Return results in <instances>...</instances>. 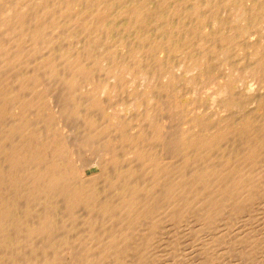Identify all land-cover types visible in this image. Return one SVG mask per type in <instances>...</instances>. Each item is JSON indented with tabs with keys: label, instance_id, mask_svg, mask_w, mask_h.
I'll return each mask as SVG.
<instances>
[{
	"label": "bare ground",
	"instance_id": "6f19581e",
	"mask_svg": "<svg viewBox=\"0 0 264 264\" xmlns=\"http://www.w3.org/2000/svg\"><path fill=\"white\" fill-rule=\"evenodd\" d=\"M262 162L264 0H0V264L221 261Z\"/></svg>",
	"mask_w": 264,
	"mask_h": 264
},
{
	"label": "rangeland",
	"instance_id": "374dc122",
	"mask_svg": "<svg viewBox=\"0 0 264 264\" xmlns=\"http://www.w3.org/2000/svg\"><path fill=\"white\" fill-rule=\"evenodd\" d=\"M57 110H58V109H57ZM59 111H60V107H59ZM68 120H71V121H68ZM61 121H62V123L65 122V124H64L65 126H67V124H68V123H66V122H69V125H70L72 128L74 127L75 130H76V129L78 128V126H79L78 124L76 125L77 121L75 120V118H67V119H66V117H65V120L62 119ZM72 123H73V124H72ZM71 124H72V125H71ZM69 125H68L69 132H70V133H71V132H74L73 134H75L76 131H75V130L72 131L73 129H72ZM70 129H72V130H70ZM67 130H68V129H67ZM79 150H80V149L78 148V153H79ZM81 151H82V153H80V154H82V155L84 156V159H85V160H87V158H85V157H88L89 159H93V158H92L93 156H90V157H89V155L92 154L91 151L88 150L90 153H89L88 151H86V149L81 150ZM85 151L88 152V153L84 154ZM80 154H78L79 157H80ZM87 154H88V156H87ZM82 155H81V156H82ZM83 156H82V158H83ZM80 158H81V157H80ZM89 159H88V160H89ZM262 163L264 164V162H262ZM263 164H261L262 169H261V167H260V169H261L262 171H264V166H263ZM261 170H260V171H261ZM88 171H89V172H88ZM262 171H261V172H262ZM86 172H87V173H94V172H97V169H96L95 167H91V168H89ZM263 173H264V172H263ZM263 173H261V174L263 175L262 180L264 179V174H263ZM263 181H264V180H263ZM263 181H262V182H263ZM262 182H261V183H262ZM262 185H263L262 188L264 189V183H262ZM263 189H262V192L264 193V190H263ZM261 194H262V193H261ZM259 197H260V199H258V201H261V202L263 201V202H262V204H261V207H260V202L257 203V204H254L255 206H254V205L252 206V208H253V207H254V208L257 207V209L255 208L256 210H255L254 208L252 209V210H254L253 212L256 211V213H254V214H253V212L250 211L251 207L249 208V210L246 209L247 211H242V210H240V212H241V213H244V214H241L240 212H238V211H234V210H232V209H231V210L234 211V212H232L230 209H226V210L231 211L233 214H235V215H233V217L235 216L234 218H236V216H238V217H237V220H235L233 217H232V218L236 221L235 223H237V222H238V219H239V222L237 223V225L239 226V228H238V226H237L236 224H234V222H233L234 220L232 221V218L229 219V221H227V218H226V217H227V216H228V218L231 217V214H232L231 212H228V211L225 212V211H226V210H225V211H223V213H224L225 215H224V214H223V215L221 214L222 216L220 215V216L222 217V219L220 218V220H221L220 222H222L223 219L225 220V218H226V220H225V221L223 220V222H222V224L224 223V224H223L224 226H223V225L219 222V220H218V221H217L218 223H216L218 226H216V228L219 229V228L223 227V229H219V231L223 230V231H221V233L223 234V236H225L224 238L227 237L226 239H228V237H229V239H228V241H227L226 239L224 240L223 236L220 235V232H219V231H218V232H219L218 235H217V233H215L218 237L215 236V234H214V236H213L214 238H213V239H216V237H217L218 239H216L217 241L215 240L216 243H214L215 246L217 247V248L214 250V253L216 254L215 256H217L216 258H220V259H222V258H223V259L226 258L227 261H225V259H224V261H223V259H222L221 261L218 260V261H220V262H218L217 259L214 258V259L216 260L215 262L213 261L214 264H219V263H220V264H221V263L224 264L225 262H226L225 264H238L239 261H237L235 258H237V256L241 253V252H240V249L242 250V253L245 252L244 255L247 253V255L245 256L246 259H247L248 256H249L250 259H251V258H252V259L254 258L253 260L251 259V260H252L251 262L254 261L253 263L250 262V259H248V260L243 259V260L245 261V262H244L243 260L241 261V259L243 258V257H242V254H241V257H242V258H241L240 256H239L240 258L238 257V260L240 259V261H241V262H239L240 264H244V263H246V264H264V252H259V250H258V249L261 248V250L264 251V247H262V243L264 244V200L261 199V198L264 197V195L262 194V196L260 195ZM259 197H258V198H259ZM263 199H264V198H263ZM258 205H259V207H258ZM77 209H78V208H77ZM79 209H80V210H79ZM79 209H78L79 211L76 210V212H78V213H77V214H79L78 219L80 220V217L83 216V214H85L86 211H85V213H84V212H83V209L81 210V207H80ZM257 210H258V212H257ZM81 211H82V212H81ZM249 211H250L251 213H250ZM247 212H249V213H247ZM81 213H82V214H81ZM227 213L230 214V215H228ZM119 214H120V213H119ZM245 214H246V215H245ZM249 214H250V215H249ZM242 215H243V216H242ZM244 215H245V216H244ZM247 215H248V217H247ZM251 215H254V217H253V216L251 217ZM256 215H258V217H257ZM225 216H226V217H225ZM239 216H241L242 219L246 217V219L242 220V219H240L241 217L239 218ZM249 216H250V217H249ZM117 217H119L118 214H117L116 218H115V217L113 218L114 225H116V224L120 221V218H117ZM248 218H251V221L255 218V222H256L258 225L254 222V220L251 222L250 219H249L248 221H250V222H248V221H247ZM257 219H258V221H257ZM241 220H242L243 222H242ZM111 221H112V220H111ZM111 221H110V222H111ZM115 221H116V222H115ZM226 221H227V222H232V224H233L232 227H234V226H235V227L232 228V229H230L231 226H230V227H227V226H229V225H232V224L230 223V224H228V225L226 224V227H227V228H226V227H225V222H226ZM244 221H245V224H244ZM72 222H73V221H72ZM72 222H70V224H69L70 227H72V224H73V226L76 227V228H77V227L79 228V226H80V228L82 227V224L80 223V221L78 222V220H77L76 222H75V221H74L73 223H72ZM77 222H78V224H76ZM121 222H122V221H121ZM146 222H147V221H146ZM227 222H226V223H227ZM240 222H242L241 224H242V225L244 224V225H243V226H242V225H239ZM111 223H112V222H111ZM219 223H220V226H219ZM250 223H251V224L254 223V225L252 224L254 227L251 226L252 229H251V227H248V225H249V226L251 225ZM75 224H76V226H75ZM119 224H120V222H119ZM119 224H117L116 226H118ZM246 224H247V225H246ZM144 225H147V223H144ZM144 225L142 224L143 227L140 226L141 229H143L144 231H143V230L141 231L140 229L137 228V231L135 230L136 232H135V231L132 232V233H133L132 235H134V234L137 233L138 236L140 235L139 238L142 237V238L144 239V237L146 236V235H145V232H148V231H147L148 228H147V229L145 228V227H147V226H144ZM221 225H222V226H221ZM245 225H246V227H247L248 229H247V228H244ZM255 225H256L257 227H256ZM192 226H194V223L192 224ZM192 226H188V229L191 228ZM240 226H242L243 228L240 227ZM140 227H139V228H140ZM224 227H225V229H226L227 231L224 229ZM236 227H237V230H236ZM82 228H83V227H82ZM82 228H81V229H82ZM84 228H85V225H84ZM192 228H193V227H192ZM228 228H229V230H228ZM240 228H241V229H240ZM249 228H250V229H249ZM254 228H255L256 230H258V235H259V236L256 235L257 232L255 231ZM81 229H78V230L80 231ZM135 229H136V228H135ZM217 229H215L216 232H217ZM243 229H244V230H243ZM161 230H162V229H160V231H161ZM186 230H187V228H186ZM234 230H236V233H234V232H235ZM239 230H240V231H239ZM245 230H246V231H245ZM140 231H141V234L143 233L145 236H144L143 234H142V235H143V236H142V235L139 233ZM160 231H159V233L157 232V236L161 237V235L163 234V235H162L163 237H161L162 239H161V238H158V239H161V240H159V241L157 242V244L154 245V246H155V247H156V246L158 247V245H159L158 248L168 249V248L166 247V243L170 241L169 238L175 239V237H172V235L170 236L169 234H166V233H165L166 231H163V230H162V232H161L162 234H160ZM229 231H230V232H229ZM244 231H245V232H244ZM249 231H250V232H251V231H252V232L255 231V232H253V234H252V232L250 233ZM63 232H64V231H63ZM63 232H61V234H60V233H57L56 236H55L56 238L53 237V238L56 239V240H54V239L52 240L55 244H59L61 241H64V240H65V241H69V239L72 237V235H70L71 237H69V238H68V236L66 237V238H68V240H66L65 237H64L65 239L63 238V239H64V240H63L62 237H61V236H63ZM225 232H227V234H228V232H229V233L233 232V233L228 234L229 236H227V234H224ZM164 233H165V235H167V237L164 235ZM182 233H183L184 235H186V234L189 233V231H188V233H186V232H184V231H183ZM185 233H186V234H185ZM246 233H247V234H246ZM137 234H136V235H137ZM159 234H160V235H159ZM248 234H249V235H248ZM254 234H255V235H254ZM181 235H182V234H180L179 236L182 237ZM219 235L222 236L221 238H222L223 241H221V238L219 237ZM230 235H231V236H230ZM244 235H245V237H244ZM246 235H247V236H246ZM58 236H59V237H58ZM138 236H132L131 238L134 239L133 237H135V238L137 239ZM173 236H174V235H173ZM241 236L243 237V239H242ZM251 236H254V237L256 236V237L258 238V240H256V239H257L256 237H255V238H252ZM57 237H58V238H57ZM180 237H178V238H180ZM231 237H232L233 239H231ZM246 237H247V238L250 237V239H252V240H250L251 242L249 241L251 244H248V240H249V239H248V240H245ZM37 238H38V239H37ZM37 238H35V239H36V240H39V239H40V240H42V241H37V243H36V240L34 239V242H35L34 246H36L37 244H38V246H40L41 243H43V244L46 243V242L44 243V241H45L44 239H45V238H43V237H42V239H41V237H37ZM72 238H73V240H72ZM72 238H71V240H70V241H72V244H71V242H70L69 244H71V245H69L68 247L74 246L75 248H79V247H77V244H80V241H81L82 239L80 238V241L77 242L76 239H78V238H77L76 236L73 235ZM74 238H75V239H74ZM131 238H130V242H131L130 244L132 245V243L134 244L133 241H135V240L131 241V240H132ZM139 238L137 239L138 241H137V240L135 241L136 244H137V242H139L138 244H139L140 247H141L142 244L144 243L143 246H145V247H146V246H147V247H150V246H149V243H146V242H144L143 239H141V238L139 239ZM163 238H164V239H163ZM165 238H168V239H165ZM186 238H187V239H186ZM247 238H246V239H247ZM51 239H52V238H51ZM59 239H60V240H59ZM172 239H171V241H172ZM219 239H220V241H221L223 244H221V242H219ZM238 239H239V240L242 239V240H241V243H240V241H239ZM254 239H255V240H254ZM31 240H33V239H31ZM43 240H44V241H43ZM58 240H59V241H58ZM139 240H140V241H139ZM141 240H142V241H141ZM162 240H166V241L168 240V241H167L166 243H165V241H164V243L161 244V243H162V242H161ZM182 240H183V241H186L185 243H183V244H185V245L182 244L181 246H180V245L178 246V243H180V241H182ZM189 240H190V238H188L187 236L184 237V238H181V239L178 240V241H176V239L174 240L176 246H178V250L176 251L177 248L174 250L175 253L177 252V254H175V257L177 256V257H178V260H179V261L181 260V261H180L181 264H197V263L199 264V261L201 262L200 264H208V263H209L208 261H207V262L204 261V260H205L204 257H203V259H202V256H201V255H198L199 253L196 252V251H197V248H195V245H193V246H194V247H193L191 241H190L191 243H190V242L187 243ZM236 240H237V241H236ZM145 241H147V240H145ZM183 241H182V242H183ZM225 241H226V242H225ZM242 241L245 242L244 244H245V247H246L247 249H246L245 247H242V246H243V245H241V244H243ZM246 241H247V242H246ZM254 241L256 242V244H255ZM257 241L260 242L261 246H260V244H258V246H257ZM40 242H41V243H40ZM142 242H143V243H142ZM176 242H177V243H176ZM227 242H228V245H226ZM237 242H239L240 244L237 245V244H236ZM252 242H254V244H253ZM75 243H76V244H75ZM158 243H159V244H158ZM186 243H187L188 246L190 245V247H186ZM217 243H218V244H217ZM231 243H232V244H231ZM233 243H234L235 245H234ZM246 243H247V244H246ZM74 244H75V245H74ZM136 244H135V245H136ZM146 244H147V245H146ZM219 244H221L222 247H221ZM252 244H253V246H252ZM135 245H134V247L137 246V245H136V246H135ZM224 245H226L225 248L223 247ZM233 245H234V246H233ZM246 245H247V246L249 245V247H251V248L253 247V249H255V250H253V249L247 247ZM250 245H251V246H250ZM78 246H79V245H78ZM80 246H81V244H80ZM219 246H220L221 248H220ZM231 246H233L235 249H234L233 247H231ZM238 246H239V247H238ZM157 247H156V248H157ZM191 247H192L193 249H191ZM218 247L220 248V251H219V248H218ZM228 247H229V249H228ZM230 247H231V249H230ZM255 247L257 248V250H256ZM141 248H142V247H141ZM242 248H245L247 251H248L249 249H250V250H253V251H250V250H249L250 252H249V251L247 252L245 249H242ZM195 249H196V250H195ZM221 249H226V250H229V251L231 250V251H230L231 254H230L229 251H228V254H230V257H231V255H232V257H231V258L229 257V255L227 254V251H226V250H225V251L223 250L224 252H221ZM233 249H234V250H233ZM217 250H218V252H215V251H217ZM232 250H233V253H232ZM243 250H244V251H243ZM261 250H260V251H261ZM166 251H167V250H165L164 253H166ZM178 251H179V252H178ZM234 251H235V254H236L237 256L234 254ZM174 252H172V255H171L173 258H175L174 255H173ZM157 253H158V251H157ZM178 253H179V254H178ZM194 253H195V254H194ZM218 253H219V255H217ZM220 253H221V254H222V253H225V254L228 255V256L225 257L224 254H223V255H220ZM238 253H239V254H238ZM248 253H249V255H248ZM252 253H253L254 255H252ZM256 253H257L258 256L256 255L257 257L255 258L254 256H255ZM170 254H171V253H170ZM196 254H197L198 256H197ZM178 255H179V256H178ZM233 255H235V258L233 257ZM244 255H243V256H244ZM259 255H261V256H259ZM171 256H170V255L168 256V257H169V258H168L169 261H170L171 259H173V258H170ZM219 256H221V257H219ZM222 256H223V257H222ZM250 256H253V257H250ZM177 257H176V258H177ZM196 257H197V258H196ZM199 257H201V258H199ZM228 257H229V258H228ZM198 258H199V259H198ZM165 259H166V258H165ZM165 259H164L165 264H171V263H173V264H180V263H178L179 261H177V259H174V260H173L174 262L171 261V263H170L167 259H166V260H165ZM228 259H229V260H228ZM175 260H176V261H175ZM197 260H198V261H197ZM167 261H168V262H167ZM202 261H204V262L202 263ZM248 261H249V262H248ZM166 262H167V263H166ZM217 262H218V263H217ZM247 262H248V263H247ZM211 263H212V262H210L209 264H211ZM213 263H212V264H213ZM131 264H132V263H131ZM133 264H136V263L133 262Z\"/></svg>",
	"mask_w": 264,
	"mask_h": 264
}]
</instances>
